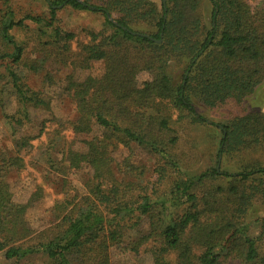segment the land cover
<instances>
[{
  "label": "trees",
  "instance_id": "16d2710c",
  "mask_svg": "<svg viewBox=\"0 0 264 264\" xmlns=\"http://www.w3.org/2000/svg\"><path fill=\"white\" fill-rule=\"evenodd\" d=\"M44 1L41 15L17 18L3 0V77L24 110L48 103L21 83L19 67L37 73L52 60L70 69L63 92L77 115L71 132L89 134L96 127L99 135L83 142V152L63 150L66 170L88 169V195L56 204L58 223L38 237L26 226L27 205L12 201L7 183L23 170V160L0 151L4 258L12 264L34 256L43 264H110L114 248L132 256L147 253L152 264H264V218L255 221L256 237L242 230L250 211L264 204V114L244 105L264 99V7L252 9L246 0H160L159 7L151 0ZM65 7L100 14L104 31L87 33L89 43H79L56 25L57 11ZM21 29H31L43 54L27 64L24 44L13 35ZM97 62L99 75L75 80L76 71ZM141 73L149 80L138 87ZM202 108L238 113L209 124L198 112ZM185 122L218 131L219 172L190 176L181 170L175 146ZM27 141L21 138L16 146L25 149ZM131 145L155 159L154 183L121 178L129 174V160L117 165L112 153ZM236 155L241 160L225 168ZM166 177L176 179L159 188ZM210 180L219 185L205 188ZM143 220L148 229L139 234L135 229Z\"/></svg>",
  "mask_w": 264,
  "mask_h": 264
},
{
  "label": "rangeland",
  "instance_id": "374dc122",
  "mask_svg": "<svg viewBox=\"0 0 264 264\" xmlns=\"http://www.w3.org/2000/svg\"><path fill=\"white\" fill-rule=\"evenodd\" d=\"M158 7L160 0H151ZM3 0H0V10ZM252 9L264 7V0H246ZM9 6L16 13L17 18H22L26 14L41 15L46 11L44 0H8ZM209 8L206 9L208 15ZM57 23L63 31L73 33L79 43L88 44L87 33H101L104 31L103 17L98 13L89 11H75L69 7L60 8L57 11ZM31 29H21L14 31L13 35L18 42L24 44L25 60H36L43 54L38 51L36 40L33 38ZM101 62L94 63L91 69L86 71H76L74 78L78 82L87 76H97L101 72ZM18 72L21 74V83L33 92L39 100L47 104L45 106H29L23 110L18 108L14 91L9 81L3 77V68L0 65V151L9 153L12 156L22 158L24 168L16 175L9 176L7 183L12 201L20 205H27L25 212L26 226L32 231L31 236L38 237L42 232L54 227L58 220H55L57 213L54 206L65 200L76 196L83 198L88 195L85 184L88 177V169L81 167L79 170H66L67 164L63 163V150L68 148L83 152L85 149L83 142L87 139L98 136L99 130L92 128L89 134H73L70 124L77 120L74 107L71 101L64 96L63 87L67 76L72 71L52 60L44 63L43 70L37 73H31L28 69L19 67ZM50 78H44L45 75ZM50 80V81H48ZM147 73H141L136 77V83L139 86L148 81ZM64 85V86H63ZM264 97V84L260 88L259 96ZM247 109L260 108L264 114V99H258L253 102L244 104ZM237 109L229 111L228 109L207 110L200 109L198 112L211 122H225L230 114H237ZM236 112V113H235ZM20 120L21 126L18 127L13 120ZM178 129L179 141L175 146V153L178 157L181 170H186L190 176L198 175L208 169L220 171V162L216 163L215 155L217 152V143L219 133L214 128L198 124L191 125L185 122ZM21 138H26L28 146L20 149L16 143ZM130 149L122 147L113 150L112 158L121 165V162L128 158L129 174L124 176L120 173L121 178L126 181L145 183H154L157 176L153 173L156 161L146 151L131 145ZM253 157L257 158L256 155ZM243 158V157H242ZM234 161L225 164L234 167L232 163L241 160L240 156L233 157ZM229 164V165H228ZM65 168V169H64ZM133 171H135L133 173ZM118 176V175H116ZM175 177H166L159 183V188H165L175 181ZM219 185L215 180L205 182V188ZM74 203V202H73ZM256 205L249 213L248 219L242 225V230L251 237H256L259 233L260 225L256 223L257 218H264V204ZM148 226L146 221H142L135 229L139 234H145ZM134 233V232H133ZM262 250H264L263 240ZM110 264H152V260L147 253L141 252L138 256L122 254L112 248L109 251ZM43 260L34 256L28 258L21 264H43ZM0 264H12L7 261L3 253L0 252Z\"/></svg>",
  "mask_w": 264,
  "mask_h": 264
},
{
  "label": "water",
  "instance_id": "95a60500",
  "mask_svg": "<svg viewBox=\"0 0 264 264\" xmlns=\"http://www.w3.org/2000/svg\"><path fill=\"white\" fill-rule=\"evenodd\" d=\"M162 2L164 3V0H162ZM146 37V36H145Z\"/></svg>",
  "mask_w": 264,
  "mask_h": 264
}]
</instances>
